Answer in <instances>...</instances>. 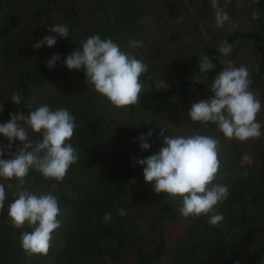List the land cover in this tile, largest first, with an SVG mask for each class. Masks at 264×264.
I'll return each instance as SVG.
<instances>
[{"label": "trees", "instance_id": "trees-1", "mask_svg": "<svg viewBox=\"0 0 264 264\" xmlns=\"http://www.w3.org/2000/svg\"><path fill=\"white\" fill-rule=\"evenodd\" d=\"M68 2L0 0V78L7 82L11 96L19 93L22 97L20 105L10 99L11 105L3 107L0 118H10V113L27 115L28 101L37 89L56 82L61 88L35 100L32 109L41 104L49 105L52 110L67 108L77 125L70 143L79 151L77 163L61 181L46 180L35 170H30L25 178L27 190L31 191V187L49 189L59 200L61 226L52 234L48 253L25 252L19 242L20 233L32 229L27 224L17 229L0 211V264H120L129 250L134 256L132 264H158L164 256H167L166 264H264V146L256 153L257 164L249 166L243 163L245 151L224 138L214 125L205 128L192 121L183 129L185 135L198 132L220 140L221 168L216 182L227 184L229 195L216 208L223 214L224 225L210 226L204 216L186 218L185 233L172 248L166 243L161 224L178 218L180 200L156 193L148 209L147 197L154 190L153 185L145 182L143 167L136 163L158 153L164 139L172 136L167 113L180 98L191 92L210 91L214 77L222 70L225 56L217 51L222 41L231 44L232 50L235 45L248 43L258 55L257 66L250 75L251 90L264 106V87L259 86L264 75V34L257 25L258 19H253V13L260 15L264 0H247L249 20L253 24L246 30H234L217 42L202 33L200 57L206 55L211 59L215 65L212 71L199 73L198 62L180 81L172 82L157 77L158 65H147L148 72L140 78L143 84L140 98L154 104L139 127L127 136L135 147L131 152L125 144H119L115 150L107 149L105 142L106 137L114 133L109 120L112 109L123 110L127 117H132L136 105L114 107L87 85L83 67L70 71L64 66V59L72 53L71 41L83 28L78 9L72 0ZM59 11L69 26V38H61L52 48L34 49L35 43L49 36L48 25L42 20ZM115 16L113 7L110 17L98 25L92 35L110 37L124 49L126 40L120 39L118 25L109 23ZM194 27L197 29L196 25ZM134 29L133 26L132 32ZM54 54L59 55L60 60L50 70L46 62ZM132 54L140 59L139 54L134 51ZM149 130L153 133L148 139L150 148L143 151L138 137L141 134L147 137ZM30 135L34 140L39 139L36 134ZM261 139L264 143V134ZM138 178L142 182L135 185ZM0 182L13 185L11 189L6 187L4 211L7 212L8 203L16 198L17 181ZM116 207L125 210L123 217L115 213ZM146 208L150 212H146ZM107 212L113 213V219L104 223ZM144 213H149L148 227L154 238L151 248L143 247L134 231L138 217Z\"/></svg>", "mask_w": 264, "mask_h": 264}, {"label": "clouds", "instance_id": "clouds-1", "mask_svg": "<svg viewBox=\"0 0 264 264\" xmlns=\"http://www.w3.org/2000/svg\"><path fill=\"white\" fill-rule=\"evenodd\" d=\"M215 10L216 27L222 28L230 18L219 6L218 0H211ZM253 19H259L253 13ZM55 36H45L33 45L34 49L43 46L52 48L57 43L56 36L69 38V26L55 23L48 29ZM143 47V42L129 37L122 49L121 45L100 35L84 37L79 47L64 59L68 70H85L87 85L106 98L116 108H127L139 104L143 91L141 77L148 72L143 60L136 58L127 49ZM217 51L227 57L232 45L222 41ZM59 55H52L46 62L51 70L59 62ZM225 67L214 77L210 86L211 99L192 105L189 116L199 122L201 127L214 125L224 138L245 142L259 139L262 125L257 120L262 105L251 90L252 81L247 66L236 67L232 60L225 61ZM215 65L208 56L199 57V73L212 71ZM21 95L14 93L11 100L21 104ZM28 114L10 113L8 122L0 124V135L9 141L11 149L15 141L22 147L10 159H0V181H17L16 198L8 203V218L14 227L21 229L27 224L32 230L20 233V245L29 254H47L52 234L61 226L62 215L58 197L52 193L37 195L25 187V178L30 170L39 172L46 180L61 181L68 169L79 159V151L70 143L76 130L75 117L67 108H52L47 104L32 109ZM0 105V112H3ZM36 134L39 139H32ZM138 137L140 148H150L148 139L152 136ZM163 135V132L161 133ZM4 146H0V157L5 155ZM220 140L214 136L194 132L191 135H174L164 139V146L158 153L136 161L143 167L145 182L153 185L155 193L179 199V214L184 218H208L210 226L223 222V214L216 211L229 195L227 184L218 183L220 173ZM247 173H245V176ZM6 187L13 185L0 182V211L5 208ZM115 213L125 215L123 208L116 207ZM113 219V213L107 212L103 222Z\"/></svg>", "mask_w": 264, "mask_h": 264}, {"label": "rangeland", "instance_id": "rangeland-1", "mask_svg": "<svg viewBox=\"0 0 264 264\" xmlns=\"http://www.w3.org/2000/svg\"><path fill=\"white\" fill-rule=\"evenodd\" d=\"M62 1L65 4L69 3L68 0ZM72 1L79 11L80 22L83 27L79 35L71 41L73 43L72 52L79 47L84 37L94 34V29L98 25H102L107 17H110L111 10L115 7L116 16L111 18L109 23L111 25H118V32L122 34V38L120 39H125L127 43L128 38L133 37L143 42L142 48L127 49V51H134L139 54L140 59L146 65H158L157 77L163 80H171L172 82L180 81L199 62L201 42L204 39L202 33L208 35L211 41L217 42L232 31L246 30L253 24L249 20L247 0H218L219 6L223 8L230 18L222 28L216 27L215 10L211 6V0ZM43 21L48 25V29L55 23L65 24L60 11L48 18H44ZM195 25L197 29H195ZM257 25L262 29V33L264 34V7L260 12ZM133 26L135 27L134 32L131 30ZM49 36H55V34L49 32ZM60 39L59 36H56L57 42ZM226 60H232L236 67L241 65L247 66L251 75L257 66L258 55L248 43H242L235 45L229 56L223 57L222 69L226 66ZM161 62H163V65L159 66ZM259 86L264 87V75ZM9 88L5 80H0V105H3V107H9L11 105ZM59 88L61 87L56 82L42 85L37 89L31 100L28 101V105L33 106L36 102L35 100L45 94H51ZM211 96V91L191 92L187 97L180 98L181 100L167 113L170 127H172V136L185 135L183 129L192 123L189 116L192 105L201 101L210 100ZM153 104V101L140 98L132 117H127L123 110H115L113 108L109 120L113 125L114 133L106 137L105 143L107 149L115 150L119 144H125L129 146L130 152L135 151V147L130 144L131 142H129L128 137L139 127L140 122L145 119L144 117L151 112ZM9 119L0 118V124L8 122ZM257 120L261 123V130L264 133V106H262L260 113L257 115ZM261 140L260 137L259 139L245 142H240L235 139L229 141H233L239 148L245 151L243 163L254 166L257 164L256 153L264 146ZM8 144L9 141L7 138L0 135V146H4L6 150L5 155L0 157V159H10L18 148L22 147L18 140L12 144L11 149L7 148ZM141 182L142 179L138 178L135 185H139ZM31 192L37 195L53 194L52 190L36 187H31ZM155 197L156 193L152 190L151 194L147 197V208L151 206ZM147 208L146 212H150V210L148 211L149 208ZM1 213L6 220L11 222L6 211L3 210ZM148 216L149 213H144L139 216L137 219L138 227L134 230L135 233H138V242L145 248H151L154 244V238L148 227ZM187 224L186 218L180 214L178 218L161 224V229L163 230L168 247L172 248L182 238ZM219 225L222 226L224 224L222 222ZM166 260L167 256H164L158 264H166ZM133 261V252L129 250L120 264H132Z\"/></svg>", "mask_w": 264, "mask_h": 264}]
</instances>
